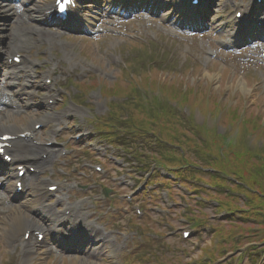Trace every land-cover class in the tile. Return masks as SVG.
<instances>
[{
	"label": "rangeland",
	"instance_id": "374dc122",
	"mask_svg": "<svg viewBox=\"0 0 264 264\" xmlns=\"http://www.w3.org/2000/svg\"><path fill=\"white\" fill-rule=\"evenodd\" d=\"M31 1H33L31 10L33 9L40 18V26L32 21L29 25H27V23L20 25L18 24V21H20L19 19L21 13L8 14L2 13V11H0V67L4 63L5 57L8 54L7 41L11 35H15L19 32L21 33L22 29L26 26H29L30 29H34L37 32L39 31L41 33L40 36H28L29 42L34 45L33 50L45 47L44 50L45 52L47 51L49 55H51V60H54L59 66H63L65 72H68L70 75L69 78H63L61 83L62 85L56 86L55 90L60 94V97L63 92L67 93L71 99L78 102V104L80 103L79 105L81 106L90 103V105L94 107L96 115L94 113L93 115L96 117L104 115L108 103L102 99L94 102V100L89 98L87 94H85V96L80 95V83L91 84L96 83L95 80H100L101 82L106 81L102 83V85L111 86L116 77L120 79L121 76L123 82H126L127 84L129 83L132 87L133 85H136V90L138 91H140V89L146 88L145 91L150 94L153 93V90H149L151 88L150 81L152 80L150 76H157L160 81H163L166 78H169V76L178 75L181 77L180 80L185 82L188 89L184 90L186 91V95L184 96L185 100L186 97L188 98L186 101L192 102L194 104L197 98L191 97V94L188 93L189 89L192 88L194 93L199 91L201 92L199 95L201 94V96L205 98V108L217 111H220L221 109L224 110L221 116L222 119L217 117L213 119L214 121L210 126L211 128L218 131V128L221 127L223 130L220 129V132H223L225 127H230L232 128L231 135L236 140L244 139L246 133H251L252 135L250 139L246 141L248 142L250 149L255 153L264 155L263 77L260 72L251 68L253 65H250L249 62L236 59L235 55H224L225 60H222L221 62L206 56L205 51L208 52V50L205 47V44L209 43V41L206 40V36L209 34H215L214 27L208 29L206 32H209L208 34L203 32L202 34H198L194 37H189L186 39H171L163 34L165 31H173L169 25L170 23L167 20H164V18L168 17L170 13L165 14V12H162V14L155 16L156 21L151 20L152 17H148L149 19L145 21L141 20L140 18L139 22L129 25V28H138L140 31L138 36H134L132 33H127L125 35L119 34L114 37L99 34L94 37V39H92L93 41H90V39L85 38L84 33H78L76 36H69L66 33H61L54 30L52 27L50 28L45 26L41 20V14L47 7L50 6L51 0ZM95 1H97V3ZM222 1L224 0H217L218 3H216V10L213 12L211 11V16H206L205 22L208 23L210 20L219 18V4ZM87 4H89V7L87 8V11L85 10L82 13V17L84 16L94 18L96 15L103 16L105 11L108 9L105 4L101 3V0H88ZM167 4L169 3L165 2L164 5L166 6ZM101 8L103 11L99 12ZM165 10L167 9H164V11ZM30 12L31 11H28V13ZM5 15L8 16L7 19L3 21L1 18ZM11 19L15 24L8 23L11 21ZM158 20H160L159 23H157ZM83 60H86L87 62L85 63ZM69 61H72L74 64L71 68L68 64ZM87 64H89L91 68L99 71L97 73H93L90 70H86L89 69ZM149 66H151L155 72L151 73L149 69V73H146V77V75L143 73V70ZM123 67H125L127 70H124L121 75L120 70ZM241 83L244 84L242 87L244 89H241ZM203 87L208 90L206 92L203 91ZM82 96L83 98L80 100V97ZM160 97L162 96L160 95ZM218 99L221 103H218ZM174 102L177 103V101ZM138 103L145 105L140 100H138ZM207 103L209 105H207ZM35 107L37 108L36 114H32L31 111L21 117L16 116L13 118V122L18 126L29 127L33 121L31 120L32 117L29 115H35L33 117L35 120V117H42L46 114L52 113V110H49L38 103ZM68 107H70L69 104L65 105L62 110H65ZM132 107L133 106H130L129 109ZM81 112L86 116L90 115L87 113L88 111H85L82 108ZM84 115L81 116V121L84 119ZM1 116L4 117L5 115L2 114ZM91 117H89V120H92ZM232 122H236L238 125H231ZM8 123H12V121L9 120ZM126 124L131 129L129 132H133L134 130H147L146 126L139 124L135 120H129ZM241 126H243L244 129ZM238 129H241L242 131L239 132V137L237 132ZM158 130H162V128L158 127ZM173 133V136H170L171 138L176 136V132L174 130ZM41 136H45V131L41 133ZM83 152V147L80 146L79 156H77V153L74 152L72 156L63 159L62 161L60 160V162H63L64 165L69 166L78 164L82 159H88ZM161 154L162 156H166L165 152H162ZM108 155H111V153L109 152ZM235 163L238 169L242 170V172L252 171V175L256 176V173H260L261 175L264 174L263 170H260L256 167L260 166L259 163L252 160L236 158ZM104 164L109 170L107 174L102 177L104 179H99L97 183L105 185L106 188L110 189L112 188V186L109 184L110 175H113V171L115 170L112 169L110 163ZM51 169L52 167L44 171L46 174H48L51 172ZM84 182L87 183L88 181L86 180ZM36 185L38 186V183H36ZM115 190L118 191L120 188L118 190L111 189L112 192ZM110 195L112 196L113 194L110 193ZM34 197L35 192L32 190H27L22 199L12 202V209L10 213L6 215L5 221L0 219V264H21L24 262L26 264L27 260H20L18 258L16 250L17 245H14L13 248L9 242V237L13 232L12 224L16 223L18 217L20 218L22 215L25 216L26 219H23V224L33 222L32 217L29 214V209L31 207L29 203L33 201ZM214 197L219 200L222 199V197L219 195ZM180 201H182V199ZM118 203L119 202H117L116 199V206L120 207L121 204ZM191 205L192 208L195 206L193 202ZM235 205H237L239 208L245 207L244 203L242 202V197H240L238 202H235ZM61 206L62 208L64 207V205ZM122 206L127 207L125 203H123ZM172 213L176 215V213H178V209L175 208L172 210ZM193 213L194 217L199 216L198 218H203V216H205L206 221H209L215 228L221 225L220 235L224 237V240L221 238L218 239L220 241H224L223 248L229 247L231 244L230 240L239 241L242 238L241 236L244 237L241 240L244 243V248L247 247L246 245L248 242L256 243L255 241L259 239V236L255 237L254 234L249 235L246 233V231L250 230L252 233H255L254 229L259 227V224L255 223L253 219H250V221L246 223L241 222L239 224V230L235 233V236L226 239L225 237L230 234L228 227L230 218L229 220L219 218L217 220L214 214L215 211H210L207 208L194 210ZM128 215L134 217L132 213H129ZM229 217H231L233 220L238 218L236 213ZM115 218L116 217H113L112 219L111 216L107 215L106 218H102L101 220H106V226L118 228L119 232H123L126 235V242L121 244V246L124 247L120 251L122 255L120 262L124 257H133V259H136L143 254L147 256L148 253L152 251H156V253H150L149 259L158 255L159 258L162 259V262H165L166 264H222L221 262L217 261L225 262V259L227 261L232 259V257L238 258L239 255L243 254L241 253V250L232 252L231 249L228 248V250L223 253H230L226 255V258L217 260L219 255L217 253H212L209 255L213 256L215 260L210 261L207 259L206 261L205 258L208 256L205 257L203 255L204 252L202 251L209 248V246L214 247V244L218 243V239L215 240L213 244L212 241L210 242L212 231L210 230L207 232L206 230H203L199 227L197 228L196 236L191 241H182L179 237V228L183 226L180 223V216H175L169 219H163L162 217V219L165 220V223H167L162 225L157 222L160 217L156 214L150 213H147L141 219H136V221L133 222V225L132 222L129 220L127 221L125 218H122V222H119L121 225H118V222L112 221L115 220ZM118 219L120 220V218ZM128 223H130V225H128ZM166 225L169 227H166ZM170 228L174 229L173 232L170 231ZM169 232L171 233L169 234ZM146 233H151L150 237L157 239L155 240L156 244L151 245L153 249H150V244L143 242L144 238H150ZM113 236H115L117 240V243H115L114 246H111L109 249L98 248L96 253L93 255L92 250L94 247L88 246L83 251L75 253L74 255L72 253H67L61 258L54 257L51 259V256H48L50 254L45 252L46 249L43 247L40 250H36V252L39 253L38 255H35L34 257L29 255L27 259L30 257V259L33 261V264H117L119 261L115 260L113 257L118 255L116 252L119 250L118 247L120 240L122 239L116 233H114ZM159 237H161V239H159ZM49 243L52 244L53 241H49ZM257 247L258 250L256 251L260 250V253L254 254L252 257L247 254L240 256V258L244 257V259L243 262L238 264H251L248 263L250 259H253V264H256L261 255L262 261L258 264H264V244L257 245ZM46 258H48L49 261H47ZM136 260L139 261L140 259ZM142 264L152 263H146L143 261Z\"/></svg>",
	"mask_w": 264,
	"mask_h": 264
},
{
	"label": "trees",
	"instance_id": "16d2710c",
	"mask_svg": "<svg viewBox=\"0 0 264 264\" xmlns=\"http://www.w3.org/2000/svg\"><path fill=\"white\" fill-rule=\"evenodd\" d=\"M180 86L181 85H179V86H177V87H175V91L177 92V91H179L180 90ZM120 89L121 88H119L117 85H115V86H112L111 87V89H106V92H107V94H116V93H118V92H120ZM189 94H191V97H197V98H200V97H202V96H199V93H201V92H199V91H197L196 93H194L193 91H192V89H189V92H188ZM196 98V99H197ZM188 98L186 97V100H187ZM234 116V115H233ZM238 153H236V155H237ZM238 156V155H237ZM238 158H240L239 156H238ZM244 158V157H243ZM260 166H256L257 168H259L260 170H263L264 171V164H259ZM252 172V171H251ZM253 173V172H252ZM238 174H239V176L240 177H242V179L245 181V183L246 184H248L250 187H254V190H256V191H259L260 193H262L263 195H264V178H263V176H264V174H260V173H256L257 174V176L256 175H252V174H250L249 172H242V170H240L239 169V172H238ZM250 176H251V178H250ZM258 177V178H257ZM258 179V180H257ZM262 205H264V204H262ZM259 208V207H258Z\"/></svg>",
	"mask_w": 264,
	"mask_h": 264
},
{
	"label": "bare ground",
	"instance_id": "6f19581e",
	"mask_svg": "<svg viewBox=\"0 0 264 264\" xmlns=\"http://www.w3.org/2000/svg\"><path fill=\"white\" fill-rule=\"evenodd\" d=\"M53 1H54V0H53ZM113 1H114V0H108V4L111 6V3H112ZM6 6H7V4H6L5 1H3V2L0 3L1 10L6 11ZM131 6L134 7V5H131ZM49 9H50V8H49ZM177 11H178V10H177ZM31 15H32V18H33L34 21H36V22L39 21V18L35 16V13H34V12H31ZM186 16L188 17V14H186ZM45 17H46V16L43 15L41 18H42L43 20H45ZM225 25H226L227 27L231 26V24H230L229 21L225 22ZM243 86H244V84L241 83V85H240L241 89H244V88H242ZM6 118H10V117H9V116H6V117H4V118H2V117L0 118V126H3L4 121L6 120Z\"/></svg>",
	"mask_w": 264,
	"mask_h": 264
}]
</instances>
